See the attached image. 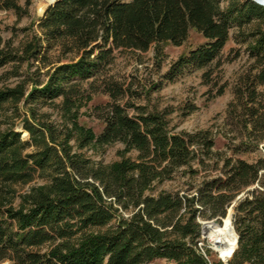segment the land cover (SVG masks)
<instances>
[{"label":"trees","instance_id":"obj_1","mask_svg":"<svg viewBox=\"0 0 264 264\" xmlns=\"http://www.w3.org/2000/svg\"><path fill=\"white\" fill-rule=\"evenodd\" d=\"M29 5V0L25 7L19 0H0V10L19 17ZM251 24L256 25L243 30ZM36 28L38 34L21 54L4 46L0 37V68L43 65L59 47L70 58L54 65L48 79L23 100L45 103L61 97L68 110L81 82H95L116 51L145 53L153 47L160 60L164 44L180 46L194 30L203 42L171 63L165 79L172 81L215 61L235 29L234 39L245 45L255 73L240 79L246 91L236 87V99L228 108H234L235 117L241 112L237 119L246 133L233 152H247L264 141V93L256 91L264 85V7L253 0H55ZM102 83L98 89L110 101L99 118L98 135L75 123L63 134L29 120L21 123L28 133L25 141L13 129L0 133V191L7 194L6 185L45 179L17 207L0 194V264H147L161 258L208 264L197 246L201 223L224 219L233 202L238 244L229 264H264V158L253 163L215 158L219 154L213 152L208 130L172 133L164 112L128 100L121 103L126 89L115 81ZM22 97L18 89L2 90L0 108ZM72 131L80 148L121 143L120 160L94 165L71 152L67 138ZM30 145L35 149L24 153ZM131 152H136L134 158L126 156ZM194 163L203 169L214 165L216 174L190 193L153 194L157 184L181 168L195 175ZM92 229L97 232H88Z\"/></svg>","mask_w":264,"mask_h":264},{"label":"rangeland","instance_id":"obj_2","mask_svg":"<svg viewBox=\"0 0 264 264\" xmlns=\"http://www.w3.org/2000/svg\"><path fill=\"white\" fill-rule=\"evenodd\" d=\"M29 1L27 14L21 17L12 10H0L2 42L4 46H8L18 54H21L27 42L38 34L37 19L43 14L39 11L48 5V0ZM19 4L25 7L26 0H19ZM255 25L251 24L243 30L248 31ZM236 32L235 29L230 31L229 39L219 57L210 65L200 70L185 71L172 81L165 79L171 63L182 53L203 42L201 35L194 30L189 32L187 40L180 46L164 44L162 46L163 56L160 60L153 47L145 53L116 51L112 63L95 79V82H92V79L81 82L78 96L74 98L71 110L64 106L61 97L45 103L36 100L25 104L23 100L34 86H39L48 79L54 65L66 62L70 55H63L61 49L56 47L49 53L48 61L43 65H29L26 62L8 64L0 68V91L18 89L22 91L23 97L16 102L4 104L0 108V133L13 129L21 133V140L25 141L28 139V133L23 131L21 123L29 120L34 124L52 126L58 131H63V134L71 130L75 123L98 135L102 129V122L99 118L104 106L110 101L108 95L98 88L102 86L103 81L110 80L126 89L121 103L128 100L137 106H144L149 111L164 112L168 130L172 133H194L208 130L214 141L213 152L219 154L215 155V158L233 157L253 163L261 157L264 158V141L247 152L235 154L233 152L246 133L239 123L240 119H237L240 118L241 112L236 113L235 117L234 108L229 110L228 108L230 103L236 99V87H240L242 92L246 91L240 79L245 80L248 74L255 73L252 69L253 61L248 57L245 45L237 43L234 39ZM256 91L259 94L264 93V85L257 86ZM219 92H221L220 95H218ZM128 112L132 113V109H128ZM60 139L63 141L62 138ZM67 146L70 147L71 152L81 154L94 165L115 163L120 160L123 151L121 143L108 146L90 143L80 148L79 136L74 131L69 132ZM34 149L35 146L30 145L23 152H31ZM126 156L134 158L136 152L126 154ZM214 160L206 163L212 164ZM192 167L197 170L195 175L186 174L184 168H181L173 174L172 179L157 184L153 194L162 191L190 193L203 179L216 174L214 165L203 169L194 163ZM44 184L45 179L37 177L25 184L6 185L4 188L9 192L4 194V191H0V194L4 196L6 203L10 202L13 207H17L25 194ZM234 205L235 202L227 210V214L228 212L233 214ZM123 215L128 217L129 213ZM231 225L233 227L232 221ZM206 231L200 232L197 246L199 250L201 248L200 252L208 264H229L233 254L223 260L218 251L214 250L215 246L211 242L214 230L209 227ZM88 232H97V229ZM46 249L47 247H44L42 251ZM147 264L177 263L161 258Z\"/></svg>","mask_w":264,"mask_h":264},{"label":"bare ground","instance_id":"obj_3","mask_svg":"<svg viewBox=\"0 0 264 264\" xmlns=\"http://www.w3.org/2000/svg\"><path fill=\"white\" fill-rule=\"evenodd\" d=\"M211 228L215 232V234L211 236V239H213L214 242L218 241L219 243L215 246V249L218 251L221 258L226 260L230 257L232 250L235 248V234L231 230L226 218H224V223L220 227L213 225ZM205 233H207V231ZM216 236H218V238Z\"/></svg>","mask_w":264,"mask_h":264},{"label":"water","instance_id":"obj_4","mask_svg":"<svg viewBox=\"0 0 264 264\" xmlns=\"http://www.w3.org/2000/svg\"><path fill=\"white\" fill-rule=\"evenodd\" d=\"M55 0H48L47 1V3H48V5H50V4H52L53 2H54ZM254 2H256V3H258V4H260V5H262L263 7H264V1H262V0H253ZM47 5V6H48ZM47 6H45L44 7V9L42 10V11H39V13H43L44 11H45V9L47 8ZM239 198V197H238ZM237 198V199H238ZM231 208V207H230ZM226 219H227V221H228V224H229V226L231 227V230L234 232V234H235V237H236V239H235V248L232 250V252H231V254H230V256L233 254V252L235 251V249H236V247H237V244H238V236L236 235V233H235V231H234V229H233V227H232V225H231V221H232V213L231 212H228V214L226 215V217H225ZM224 223V219H222V220H212V221H206V222H202L201 223V231L203 232V231H206L209 227H211V226H218V227H220L222 224ZM218 245V243H216L214 246H217ZM214 248V247H213ZM214 250H216L215 248H214ZM228 259V258H227Z\"/></svg>","mask_w":264,"mask_h":264},{"label":"built area","instance_id":"obj_5","mask_svg":"<svg viewBox=\"0 0 264 264\" xmlns=\"http://www.w3.org/2000/svg\"><path fill=\"white\" fill-rule=\"evenodd\" d=\"M212 242V245L214 246L216 243H218V241H211ZM219 244V243H218ZM200 250H201V248H200Z\"/></svg>","mask_w":264,"mask_h":264}]
</instances>
